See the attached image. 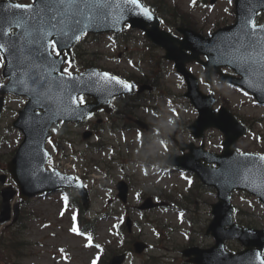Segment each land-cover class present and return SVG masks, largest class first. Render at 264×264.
<instances>
[{
  "label": "rangeland",
  "instance_id": "1",
  "mask_svg": "<svg viewBox=\"0 0 264 264\" xmlns=\"http://www.w3.org/2000/svg\"><path fill=\"white\" fill-rule=\"evenodd\" d=\"M16 1L30 3L32 0ZM161 1L167 6L163 16L169 24L179 22L174 20L178 17L175 8L168 7L177 3L183 11L195 17L194 29L204 36H209L216 29L215 23L222 22V26L233 22L229 14L233 4L231 0H216L213 4H209L210 0H195V3L193 0ZM204 1H207V5L203 4ZM162 28L179 35L174 26ZM147 44V39L140 31L126 28L116 38L106 35L96 39L86 37L80 42L78 52L81 56L78 61L64 67L77 72L78 63L82 66L88 61L131 76L138 83L152 85L153 90L143 93L141 99L136 100L137 106L128 110L127 115L147 120L152 126L158 127L159 134L143 132L142 142L141 133L125 116H119L116 125L123 126L125 123L128 129L112 131V122L109 121L101 126L98 137L86 140L82 138L83 131L88 128L86 125L67 123L62 126L55 134L56 138L47 145L51 155L49 167L61 164V170L65 172L82 177L87 175L84 183L89 188L91 203L86 215L91 219L100 218L97 236L91 242L89 235L83 236L72 231L75 210L63 211L61 194L49 193L44 197L26 200L21 205L27 223V229L23 231L32 256L19 260V264H92L100 251L98 242L108 243L111 240L113 244L119 245L113 228L124 221V208L128 209L134 222L133 234L148 244L146 252L129 254L125 264H139L142 258L149 255L167 263L170 259L173 261L180 257V250L188 246L189 242L200 247L213 244V238L205 235V229L212 218L211 204L217 199L215 190L201 185L190 172L169 170L161 164L170 152L178 151L174 138L182 142L194 140L199 143L187 128L197 116V111L184 96L186 86L182 77L174 71L172 62L163 58L164 50L158 47L152 50L155 61H151L149 53L144 57ZM1 61L0 56V70ZM188 68L199 78L203 92L215 91V108L225 98L230 109L244 117L249 124L250 132L236 143L238 150L264 151V106L254 104L243 92L217 83L216 78L212 85L206 84L201 65L191 62ZM0 81H3L1 77ZM25 102L23 96H7L0 116V174H6V184H13L6 170L7 161L22 140V134L12 126V121ZM60 137L65 138V141L59 142ZM222 140V134L217 129L211 128L205 132V146L209 150L219 151ZM98 143H104L105 148L97 149L93 144ZM90 160L98 161L99 164L93 165ZM151 163H156V166ZM157 167L160 168L156 170ZM84 168L87 169L86 173ZM119 179H125L130 186L126 204L116 198L115 183ZM150 192L168 194L169 199L177 201L179 207L186 211L159 207L140 213L136 210L140 197ZM246 195L235 193L233 196V203L238 210L235 219L243 226L264 227V206L256 198ZM111 209L113 217L103 219L102 213L108 210L111 214ZM3 226L0 227V234L6 231L2 229ZM226 245L233 252L243 248L235 239L228 240Z\"/></svg>",
  "mask_w": 264,
  "mask_h": 264
},
{
  "label": "water",
  "instance_id": "2",
  "mask_svg": "<svg viewBox=\"0 0 264 264\" xmlns=\"http://www.w3.org/2000/svg\"><path fill=\"white\" fill-rule=\"evenodd\" d=\"M235 1L237 21L233 26L218 30L211 39H203L187 29H181L185 36L182 40L160 30L159 20L152 12H150L152 18L149 19L134 5L128 4L126 0H87L89 7H84L85 0H77L80 7L78 10H73V12H78L74 16L73 12H67L63 6H58V0H48L52 7L47 11H41L39 15L35 14V9L31 13L23 9L8 10L6 6L18 3L10 0L0 1V43L8 41L15 44V47L2 51L5 57L3 74L9 77V81L0 88V92L24 93L30 98L14 122V125L23 131L24 140L8 163V170L18 185L20 197L25 199L37 192L49 189L51 187L48 183L50 175L53 185L54 182L62 185L69 183L56 179L53 176L54 173L46 174L44 171V164L48 158L44 144L46 137L52 135L51 128L56 126L59 119L80 120L91 112L92 107L89 106L80 111L77 103H72L71 97H76L77 92L89 88L90 85L100 93L111 85L115 86V90L110 91L109 97L120 92L117 85L110 83V80L102 79V76L96 75L93 69L84 75H75L72 78L63 75L61 66L68 57L62 55L58 58L49 55L51 49L48 41L56 40L59 51L64 49L68 51L70 46L77 41L72 32H69L72 38L68 42H61L60 38L55 35L49 36L46 41H41L43 48L40 44L29 43V41L33 36L38 38L39 30L42 28L52 31L51 23H56L57 29L63 27L59 21L65 18H68L70 26L76 27L75 34L80 36L84 32L117 31L124 23H129L131 27L144 30L148 38L163 46L167 50L166 58L176 61L178 69L185 75L189 88L186 96L199 109L197 122L190 126L194 136L202 137L204 129L212 126L218 127L225 136L224 149L220 154L204 151L203 145L193 147L190 144L187 145V148H190L189 153L183 156L172 154L166 159L169 165L196 172L204 183L217 189L218 202L212 205L214 218L207 228V233L211 232L216 239L214 246L207 250L185 249L183 254L189 255L191 252L195 254L196 257L192 261L196 264H261V261H264L261 256L264 247V229L245 228L234 223L231 193L234 189H241L257 195L264 203V160L261 159L262 156L240 154L235 150V141L246 132V129L234 120L226 109L222 108L219 114L212 111V96L199 95L196 79L183 68L185 61L191 58L181 54L183 49L193 51L195 56L200 53L206 54L209 58V61L205 63L207 75H210L211 66L218 68L221 65H230L234 67L242 78L231 80V82L246 88L255 95L259 102L264 103V44L250 46L248 37L244 35L242 28L245 18L254 21L257 12L264 9V0ZM138 2L144 7L139 0ZM252 2L256 5L254 15L248 11ZM44 4L45 0H35L31 5L43 9ZM53 16L55 19L49 21V17ZM17 20L21 22L16 23ZM75 20H79L80 23L75 25ZM13 28L16 31L10 35L9 32ZM248 31H251V28ZM4 32L8 35H4ZM259 37H264V30H257V38ZM178 43L181 47L177 46ZM53 61L56 62L55 71L52 70ZM95 78H97V83H95ZM2 104V97H0V110ZM36 108L43 109V111L35 112ZM180 148L183 150L185 147L180 145ZM210 163H215L216 166H211ZM4 179L3 176L1 182ZM68 185H79V183L72 180V183ZM15 193L16 191L11 186L1 191L0 222L9 219L10 199ZM125 193L126 188L124 187L121 192L123 200ZM81 194L83 200L85 198L86 207V190H81ZM149 205L151 206V203L148 199L142 207ZM16 208L17 205L14 208L15 214L17 213ZM229 238H237L245 249L236 254L226 251L224 241ZM144 246L143 243L136 244L137 252H141ZM122 259L123 255L114 257L111 264H119Z\"/></svg>",
  "mask_w": 264,
  "mask_h": 264
},
{
  "label": "snow or ice",
  "instance_id": "3",
  "mask_svg": "<svg viewBox=\"0 0 264 264\" xmlns=\"http://www.w3.org/2000/svg\"><path fill=\"white\" fill-rule=\"evenodd\" d=\"M126 2L128 4L134 5L136 8H138L140 10V12L145 15L147 18L151 19V14L150 11L147 8H144L141 6V4L138 2V0H126ZM193 3H195V0H193ZM58 6H63L65 8V10L67 12H73L74 9H79V5L77 3V0H58ZM8 8V10H11L12 8L15 9H23L26 12L31 13L33 11V9H35V14L39 15V13L41 11H47L49 10L52 5L48 2V0H45V4H44V8L40 9L37 8L35 5H20V4H14V5H10V6H6ZM84 7H89V4L87 3V0H85V4ZM255 10H256V5L254 2L251 3V6L249 7L248 11L250 13H252L253 15L255 14ZM78 14V12H73V16ZM122 18V17H121ZM55 17H49V21L54 20ZM20 20H17L16 23H20ZM60 24L63 25V27H60L59 29H57V24L56 23H51V29L52 31H46L43 28L39 30V37H35L33 36L32 40L29 41V43H36V44H40L41 48L44 47V45L41 43V41H46L48 39L49 36L55 35L56 37L60 38L61 42H68L71 40L72 37L69 36V32H72L75 40L79 41L81 39L80 35H76V27L75 26H70L69 25V20L68 18H65L61 21H59ZM80 23L79 20H75L74 24L78 25ZM242 28L244 30V35L246 37H248V43L250 46H255L256 44H264V37H259L257 38V30H264V25H258L255 21L251 20L250 18H245L244 22L242 24ZM251 28V31H248V29ZM4 35H8L7 32L3 33ZM28 35H31V33H28ZM256 38V39H254ZM48 46L51 49V52H49V55H55L56 57H61L63 54L58 50L57 48V41L56 40H52V41H48ZM11 47H15L14 43H10L8 41L4 42V43H0V51H3L5 49L11 48ZM66 63L70 62L67 61V59L65 58ZM52 70L55 71L56 70V62L53 61L52 62ZM63 72L65 74H67V76L69 78H72V73L69 71L68 68H63ZM107 79L114 81L116 84L122 86L124 89L130 90L132 85H130L129 83H126L125 81L115 77V76H109V74L104 73L103 74ZM21 83H23V81H21ZM27 90V89H25ZM71 101L72 103H76L77 102V97H71ZM79 103L80 104H84L85 100L83 97H79ZM49 143L51 144L52 141L50 140ZM166 147V146H165ZM47 155V154H45ZM262 160H264V157H261ZM49 163L51 164V161L49 160ZM56 176H58L60 179L65 180L69 183L72 182V180L74 178L72 177H64V176H60V174L57 172L55 173ZM189 183H191V181H189ZM139 195V194H138ZM63 199L65 200V202L67 203L68 201V197H63ZM73 219L75 220V217H73ZM73 232H77L78 229L75 227V225L72 228ZM89 240H91V238H89ZM259 255V254H258ZM93 264H96V261L93 260ZM261 264H264V261H261Z\"/></svg>",
  "mask_w": 264,
  "mask_h": 264
},
{
  "label": "trees",
  "instance_id": "4",
  "mask_svg": "<svg viewBox=\"0 0 264 264\" xmlns=\"http://www.w3.org/2000/svg\"><path fill=\"white\" fill-rule=\"evenodd\" d=\"M185 17V15H184ZM187 19H184V22L192 24V19L186 15ZM81 222L87 227L86 223L81 217ZM20 228L16 227L14 230H9L7 232V236L0 238V261L4 262L5 264H9L10 261L13 260L15 257H19L18 255L23 254L22 250H24V242L20 239ZM106 255L101 257L98 264H106L105 261ZM143 264H156L154 261H145Z\"/></svg>",
  "mask_w": 264,
  "mask_h": 264
},
{
  "label": "flooded vegetation",
  "instance_id": "5",
  "mask_svg": "<svg viewBox=\"0 0 264 264\" xmlns=\"http://www.w3.org/2000/svg\"><path fill=\"white\" fill-rule=\"evenodd\" d=\"M119 100V98H116V99H113L112 101H111V103H110V105H111V110H110V112L109 113H106L104 110H99V111H96V112H94L93 114H92V117H91V119L92 118H95V120H101V118H102V115L103 116H109V115H112V114H116V110H118V108L115 106V102H117ZM121 107H120V110H121V113H123L124 112V110H127V106H128V104H127V102H126V104H125V101L123 102L122 100H121ZM90 119V120H91ZM90 129L92 130V132L93 133H95V127L94 126H92V127H90Z\"/></svg>",
  "mask_w": 264,
  "mask_h": 264
}]
</instances>
